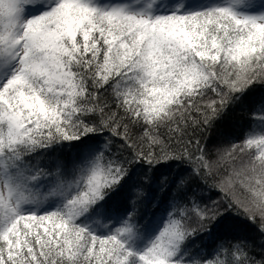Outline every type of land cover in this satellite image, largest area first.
Wrapping results in <instances>:
<instances>
[{"label": "snow or ice", "instance_id": "6c2138e0", "mask_svg": "<svg viewBox=\"0 0 264 264\" xmlns=\"http://www.w3.org/2000/svg\"><path fill=\"white\" fill-rule=\"evenodd\" d=\"M0 264H264V0H0Z\"/></svg>", "mask_w": 264, "mask_h": 264}, {"label": "trees", "instance_id": "16d2710c", "mask_svg": "<svg viewBox=\"0 0 264 264\" xmlns=\"http://www.w3.org/2000/svg\"><path fill=\"white\" fill-rule=\"evenodd\" d=\"M260 113H256L259 116ZM250 114L247 107L236 108L228 113V115L219 122L211 133V143L213 145L226 146L229 142H236L238 139L250 130ZM251 127L256 128L258 124L254 123ZM217 199L216 193H206V202L208 198ZM243 234V225L238 221L232 222L230 219L225 221L221 226L219 235L221 239L228 237L230 238L233 234ZM207 241L208 238L204 237Z\"/></svg>", "mask_w": 264, "mask_h": 264}]
</instances>
